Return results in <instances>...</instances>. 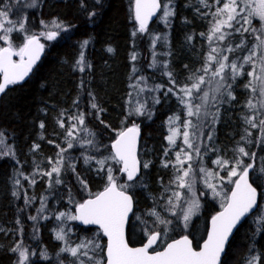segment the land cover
<instances>
[{
	"label": "trees",
	"instance_id": "obj_1",
	"mask_svg": "<svg viewBox=\"0 0 264 264\" xmlns=\"http://www.w3.org/2000/svg\"><path fill=\"white\" fill-rule=\"evenodd\" d=\"M131 2L132 0H100L99 3L96 0H35L33 5L24 6L18 0H0V8H7L12 20L23 21L27 34L38 36L44 45L43 58L28 80L19 85H9L4 93H0V264L13 263L12 249L18 244L27 247L32 253L29 264L72 263L67 254L60 252L61 242L52 235L54 217L45 226L42 225L41 233L34 234L28 224L30 212H34L36 201L40 200L45 191L50 193L51 198H56L57 209H61L67 199L76 205L90 198L89 194L94 196L102 191L107 183V173L96 170L99 165L95 163V159L86 164L84 155L97 159L109 156L116 134L133 124L138 125L142 133L139 149L141 163H150L148 168L142 170V175L135 182L136 186L128 189L134 202V211L127 227L128 243L137 246L144 242L147 230L144 222H147L149 229H164V225L156 223V217L149 215L152 210L163 219L174 220L165 211V189L171 186L173 169L163 167L162 161L170 159L172 154L171 151L169 156L164 155L169 147L166 140L169 117H184L177 97L168 91L172 85L164 73L170 71L177 84L183 85L188 82L190 71L203 65L204 57L209 51L206 36L211 20L210 16L203 13L214 9L202 7L200 0H161L173 13L168 17V23L165 24L161 19L163 12L160 10L157 19L148 26L144 34L137 32L133 36L137 25L133 13L131 14ZM209 3H214V0H209ZM93 12L95 15L90 19L89 13ZM54 20L68 30L52 27ZM251 27L253 28V21ZM49 30L59 31L55 40H45L40 35ZM24 34H11L13 47L19 48L22 45ZM154 34H159L162 41L156 47V56L152 57ZM249 36V33H245L244 38ZM84 40L89 43L82 48ZM240 40L239 34L228 37L233 46ZM250 41L247 40L248 45ZM0 47H5L2 41ZM81 52L84 55V71H80V66L77 65ZM242 52L237 50L225 53L230 59H235L240 58ZM133 54L136 55L134 61ZM165 63L168 65L167 69L164 68ZM137 78L149 86H161L156 98L150 100L142 115L134 113L135 94L131 99L129 95L131 84ZM247 80L248 77L244 75L235 82L233 93L236 99L228 101L222 107L214 128L213 148L228 159L234 157L237 143L243 142L239 141V131L245 134L248 127L243 121L245 114L250 115L245 108L250 96L244 88ZM93 102L102 111L98 113L93 109ZM61 112L65 113V128L70 126L67 118L69 114L83 112L84 127L88 132L85 133L77 125L73 133L77 137L73 141L74 147L64 153L66 160L60 176L62 183L56 184L54 178L50 180L51 185L47 190L46 175L41 173L51 170L48 161L50 158H57L60 147L67 148L65 129L57 123ZM42 123L43 128L40 126ZM206 125L207 122L203 129L205 134L208 128ZM231 130L234 136L228 140L227 133ZM249 131L255 136V129ZM254 136L249 138L253 141V148H250V144L246 150L256 153V157L250 159L254 160L252 163H256V168L263 169L264 144L260 143L258 146L254 142ZM204 137L202 136L203 140ZM85 139H94L99 145V151L90 145L80 147ZM34 145L39 147L33 150ZM229 146L233 151L229 150ZM175 150L177 148L173 152ZM70 165H75V171ZM113 167L116 169L113 174L120 178L119 182L123 181L124 175L118 171V166ZM250 179L260 194L262 204V186ZM32 180L35 183H30ZM81 180L87 184V188H84ZM26 200L34 204L23 205ZM202 205V211L191 222L188 234L195 247H198L200 241L192 236L197 235L202 223L206 230L210 216L217 212V207L212 206L209 200L203 201ZM261 209L262 206L259 205L257 211L236 230L221 264H246L247 259L257 255L261 257L259 264H264V211ZM175 225L176 222L167 225L168 241L181 236V232L174 229ZM81 231H86L88 235L97 231L104 245L105 240L99 230L82 228ZM75 235L80 236L78 233ZM42 252L46 258H42Z\"/></svg>",
	"mask_w": 264,
	"mask_h": 264
},
{
	"label": "snow or ice",
	"instance_id": "obj_2",
	"mask_svg": "<svg viewBox=\"0 0 264 264\" xmlns=\"http://www.w3.org/2000/svg\"><path fill=\"white\" fill-rule=\"evenodd\" d=\"M96 2L99 3L100 0H96ZM200 4L206 9H214V11L203 13V15L211 17L206 36L209 51L204 57L203 65L194 71H190L187 77L188 82L183 85L177 84L170 71L164 73L169 77V83L172 85L168 91L177 97L183 108L184 117L183 119L180 115L169 117V135L166 137L169 147L166 148L164 155L169 156L174 148L179 147V150L175 152V161L164 160L162 166L173 169V179L170 184L178 189L186 190V192L173 191L172 196L168 198V204L171 208H175L177 205L173 203V199L180 201L187 196L191 197L189 207L183 215L185 222L199 208L200 205L195 192L197 164L201 178L207 187L219 195L216 192V186L211 182L213 179H219L221 184L226 182L234 185L231 189V195L221 205L223 211L212 217V226L208 232V238L199 251L193 248L192 242L187 236L172 241L162 250H155L154 246L160 237L167 233V225L172 223L170 220L161 218L155 210H152L149 215L156 217V223L164 225V229H149L147 222H144L147 229L145 233L148 237L147 242L139 248L129 247L125 240V225L129 220V214L133 213V197L128 189L136 186L135 182L139 179L140 171V162L136 151L139 127L133 124L132 127L122 129L116 134V138L111 144L109 156L97 159L90 155H84L86 164H90L95 159V163L99 165L96 170L98 172L106 171L107 183L104 190L94 196L89 194V199L76 204L74 214L60 212L56 216L58 221L67 218L68 220L80 221L84 225H96L103 236L107 238L106 249H103L106 259H102L98 252L101 250L100 243L90 240L70 246L65 230L60 228L56 232V239L65 244L60 252L69 253L75 259L76 264H221V254L225 252L226 243L233 229L257 205V191L249 183L250 170L253 169L254 165L245 163V158L254 159L256 153H250L238 142L232 159L218 155L212 163L222 171L227 172V176L224 177L204 166L206 151H202V146L198 141L205 134L203 129L206 121L211 119L213 124L218 121L219 108L217 105L225 102L224 97L228 101L236 99L233 94V85L238 78L246 75L248 80L244 84V88L253 95L245 105L251 114L243 116V121L248 127L245 129V135L241 136V141L247 144L253 143L249 139L252 136L249 129H259L260 137L257 138L256 142L264 144V35L255 36V43L251 44L250 47L244 39L245 33L251 35L256 32V29L251 27L253 17L259 18L261 21L260 31L264 33V0H214V3H209V0H200ZM158 10H162L161 19L167 24L168 17L173 14L167 4H162L161 0H134L133 14L138 27L133 32V36L137 32L145 33L149 20L157 14ZM94 15V12L89 13V18L91 19ZM52 27L62 31L68 30L55 20L52 22ZM27 31L23 21L12 20L10 11L7 8H0V41L7 45L0 47V93H4L9 85L24 80L32 71L44 49L39 37L34 34H27ZM14 32L25 33L23 43L19 48L13 47L10 38ZM234 34L241 36L240 42L235 46L228 41V37ZM40 35L52 41L57 38L59 31L49 30L40 33ZM156 39L160 38L157 37ZM88 43V40H84L81 47H86ZM153 46H155V42ZM245 49L247 52L239 58L241 61L239 63L237 59H230L228 55H224L225 52L234 53L237 50L243 51ZM108 51L112 52V49L108 48ZM14 56L19 59L13 60ZM135 59L136 55L133 54L132 60ZM77 65L80 66V71H84L83 52H81L80 59L77 60ZM245 65H250L251 70L245 72ZM164 68H168L166 63ZM205 85L208 87H204ZM160 87L157 85L156 90H159ZM91 106L98 113L102 111L94 102ZM212 108H215L216 111H211ZM134 111L136 114L142 115L145 112V107L141 104ZM64 117L65 113L61 112L57 123L62 129H65L67 148L60 147L56 154L57 158L55 160L50 158L48 161L51 170L41 173L50 179L54 176L56 184L62 183L60 176L66 160L64 153L74 147L73 141L77 137L73 133L76 131L77 125L85 133L88 132V129L84 127L85 114L83 112L68 115L70 124L68 128H65ZM40 126L43 128V123ZM181 136L182 147L177 145V139ZM207 139L212 141L211 131L207 133ZM86 145H90L94 150L99 151V145L94 142V139H85L80 143L82 148ZM38 147L39 145H34L33 150ZM203 148L218 151L211 148L210 145H204ZM193 153H195V157ZM149 163L145 162L143 168H148ZM113 165L118 166V171L126 176V182H119L120 178L113 174L116 170ZM70 167L75 171V165H70ZM261 172L264 173V169H261ZM80 182L84 188H87V184L83 180ZM30 183H35V181L32 180ZM167 190L166 188L165 191ZM172 214L176 215L175 212ZM31 219L35 220L36 217H31ZM137 219L142 218L137 217ZM12 251L18 252V264H26L29 259L27 248H22L18 244ZM41 256L46 258L43 252ZM260 260L261 257L258 255L251 256L247 259L246 264H259Z\"/></svg>",
	"mask_w": 264,
	"mask_h": 264
},
{
	"label": "rangeland",
	"instance_id": "obj_3",
	"mask_svg": "<svg viewBox=\"0 0 264 264\" xmlns=\"http://www.w3.org/2000/svg\"><path fill=\"white\" fill-rule=\"evenodd\" d=\"M18 1H19V3H22L24 6L25 5L26 6L33 5L34 2H35V0H18ZM133 3H134V0H132V2H131V7H130L131 8V14L133 13ZM252 21H253V28L256 29V32L254 34H251L249 36V38H244L245 39V43L247 45H248L247 40L248 39L251 40L250 41V45H248L249 47L251 46V44L255 43V36H257V35H264V33H262L260 31V29H261V21L259 20V18L258 17H253L252 18ZM255 21H256V24H254ZM157 37H159L160 39H156ZM45 40H47V39H45ZM161 41H162V38H161V36L159 34H154L153 35V37H152V44H151V56L152 57H155L156 56V54H157L156 47H157V45ZM154 42H155V46H153ZM6 46L7 45H5V47ZM246 52H247L246 49L243 50L241 57L243 55H245ZM225 55H227V53H225ZM18 59H19L18 57L14 56V60H18ZM235 59H237V62L240 61V59L238 57H236ZM248 70H251L250 65H245V72L248 71ZM204 87H208V86L205 85ZM135 90H137V91L135 92ZM158 91L159 90H156V87L147 85L140 78L134 79V82H133V84H131L130 91H129V95H131L130 96V99L133 96V94H135V96H134L135 97V100L133 102V109H135L137 106H139V105L142 104V105H144L145 110H146L147 109V106L150 104V100H154L156 98V95H157ZM248 92H249V95H250L249 98H250L253 94L250 91H248ZM224 100H225L224 103L217 105L218 108H219V115H220V112L222 110V107L225 104H227V102H228V100H227L226 97H224ZM211 111L215 112L216 109L215 108H212ZM134 113H135V111H134ZM136 115H139V114H136ZM206 122H207V125L206 126H208V128H207L206 134L204 135L205 136L204 137V140L201 137L199 139V141H198V143H200L201 146H202V151H206V155L204 156V166L207 169H209V170H211L213 172L219 173L220 176L226 177L227 176V172L226 171H222L219 167H217L216 165H214L212 163L213 160L217 159V156L220 154V152H218V151H210V150H206V149L203 148L204 145H210L213 148V145L212 144L214 143L213 140H215V129L214 128H215V124L216 123L213 124L211 122V119L207 120ZM130 127H132V126H130ZM209 131L212 132V136H213L212 141H208V139H207V133ZM255 131H256L255 132V136H254V133L251 131L252 132V136H254V142L256 144H258V146H260V143H257L256 142L257 141V138L260 137V131H259V129H255ZM168 135H169V124H168V134H167V136ZM242 135H245V134H242V131L240 130L239 131V137H238L239 138V141H241V136ZM233 136H234L233 130H231V131H229L227 133V139L228 140H231ZM240 144L242 146H244L245 148L250 145V144H247V143H244V142H242ZM177 145L180 146V147L183 146V144H182V136L181 137H178V139H177ZM250 148L251 149L253 148V143H251V147ZM178 150H179V147H177V150H175L174 152H173V149H172V154H171V157H170V159L172 161H175V152L178 151ZM229 150H232L233 151L232 147L229 146ZM139 155H140V151H139ZM193 156L195 157V153H193ZM253 161L254 160H252L250 158H245V163L246 164L247 163H252ZM263 163H262V165H263ZM143 164L144 163H142V170L145 169V168H143ZM252 164L254 165V167H253L252 170H250V178H252L258 185L262 186L261 189L263 191V196H262L263 203L262 204H259V205L262 206V209L261 210L264 211V173L261 172V168L260 167L259 168H256V163H252ZM52 179H54V176H53ZM52 179H50L48 176H46L45 184H46V189L47 190H49V187L51 185L50 180H52ZM106 179H107V175H106ZM172 179H173V173H172ZM124 182H126L125 175H124V180L123 181H120V183H124ZM211 182L216 186V192L219 193V195L215 194L212 191L211 188H209V187L206 186V184L204 183V180L201 178V175H200V173L198 171V164H197V168H196L195 192H196V199H198L200 206H199V208L197 210L194 211V213L190 216V218H189V220L187 222L184 221L183 215H184V212L189 207V203H190L191 197L190 196H187L186 198H182L180 201H175L173 199V203H175L177 206L175 208H171L169 206V204H168V198L172 196V192L173 191H181L182 193H185L186 190L178 189L174 185L170 184L171 186L166 191V193H167V203H166V210L165 211L170 216H173L174 217V220L172 221V223H175L176 222V225L174 226V229H176L177 231H180L181 232L180 233L181 236H187V237H189L188 234H190L191 222H193L194 220H196L199 217V215H200V213L202 211V206H203L202 203H203V201L209 200V203L212 206H216L217 207L216 208L217 211L220 210V209H222V206L221 205L226 202V198L228 197L229 192H230V190H231V188H232L233 185L232 184H228L226 182L223 183V184H221V181L219 179H213ZM137 186H140V184L137 185ZM25 204L32 205L34 203H32V202H27V203L24 202L23 205H25ZM35 204L36 205L33 207L34 212H30V215H31V217H36V219L33 220L30 217V219L28 220V224L30 225V229L31 230L33 229V232H35L34 234L41 233V227H42V225L45 226V224L53 216L54 219H55L54 220L55 223H57V226H55L54 221L52 222V227H53V229H52V235H53L54 239H56V232L59 231L60 228H63L65 230V233L67 234V240H68V244L70 246H75L76 244H79L81 241H85L86 242V241L94 240V241L100 243L101 250H98L99 257L102 258V259H104L103 249L105 248L104 247L105 246V243H104V245H102V243H101V241L99 239V236H98V232L97 231H95L93 234L88 235V234L85 233L86 231H81L82 228L77 225V223L75 222V220H68L67 218H65V219H63V221H58L56 219V216L60 212H65V213H68V214H74L75 213V206L76 205H74L69 199L66 200L65 204L62 206L61 209H57V206H56L57 205L56 198H54V197L51 198L50 193H47L45 191L43 193V195L40 197V200L38 202L36 201ZM173 212H175L176 215H173L172 214ZM170 220H171V218H170ZM198 223H200V220L198 221ZM205 231L206 230L203 228V223H202V224H200V227L198 229L197 235H194L192 237L193 238L195 237L198 241L201 242L203 240V238H204ZM168 232H169V230H167L166 235H162L160 237V239L158 240L157 245L155 246V249L162 248L163 245L166 242H168V237H167L168 234H169ZM76 233H78L80 236L77 237L75 235ZM30 234H32V233H30ZM82 235H86V237H84ZM164 237H166V238H164ZM146 238H147V235L145 234V239ZM75 239H78V240H75ZM60 242H61V247H64L65 246L64 242L63 241H60ZM192 243H193V240H192ZM193 246H194V243H193ZM21 247L22 248H27L25 246H21ZM194 248H196V247L194 246ZM13 254H14V260H13V263L12 264H18V260H19L18 252H13ZM65 254H67L70 257V259L72 260V263L71 264H76L75 259L69 253L65 252ZM32 257H33V255L29 251V259L26 262V264H29V262L32 259ZM81 258H83V257H81Z\"/></svg>",
	"mask_w": 264,
	"mask_h": 264
},
{
	"label": "water",
	"instance_id": "obj_4",
	"mask_svg": "<svg viewBox=\"0 0 264 264\" xmlns=\"http://www.w3.org/2000/svg\"><path fill=\"white\" fill-rule=\"evenodd\" d=\"M133 4H134V3H133ZM159 12H160V10H158V11H157V14H156L155 16H153V17L149 20V22H148V26H149L152 22H154V21L157 19ZM133 17H134V14H133ZM134 21H135V20H134ZM135 23H136V22H135ZM136 25H137V24H136ZM147 28H148V27H147ZM43 54H44V49H43V51H42L41 54H40V58H39V60H38V61L36 62V64L33 66V69H32V71L28 74V76H26V77L24 78V80L20 81L19 83L13 84V85H19V84H22V83H24L25 81L28 80V78H29V77L31 76V74L33 73L34 69L37 67V65H38V64L40 63V61L42 60V58H43ZM13 60H14V57H13ZM141 138H142V133H141V131H140V129H139V136L137 137V144H136L137 158H138V160H139V162H140L139 177L141 176V173H142V165H141V161H140V159H139V148H140ZM110 149H111V147H110ZM125 177H126V176H125ZM126 179H127V178H126ZM249 183H251L250 179H249ZM233 187H234V185L232 186V188H233ZM232 188H231V189H232ZM103 190H104V189H103ZM103 190H102V191H103ZM256 191H257V190H256ZM100 192H101V191H100ZM230 195H231V190H230V192H229L228 197H229ZM88 199H89V198H88ZM85 200H87V199H85ZM85 200H84V201H85ZM259 203H260V195H259V193H258V191H257V205H256V207H254V209H253L249 214H247L244 218H242L241 221L237 224V226L233 229L232 233H231L230 236H229L228 242L226 243V246H225V252L221 254V262H222V260H223V258H224V256H225V253H226V250H227V246H228L230 240L232 239L233 235L235 234L236 230L239 228V226H240V225H241V224H242V223H243V222H244V221H245L250 215H252L253 213L256 212V210L258 209ZM133 210H134V202H133ZM222 211H223V208H222L221 210L217 211L213 216H216L218 213H220V212H222ZM131 215H132V213L129 214V220H130V218H131ZM213 216H212V217H213ZM212 217L210 218V220H209V222H208L206 236H205L204 240L200 243L199 247H198L197 249H195L194 246H193V243H192L193 248H194L195 250H197V251H199L200 248H202L204 241L207 240V238H208V232H209V230L211 229V226H212V225H211ZM129 220H128V222H127L126 225H125V240L127 241V243H128V239H127V226H128ZM75 222H76L79 226H82V227H88V228L93 227V228H97V229L100 231V229H99L98 226H96V225H84V224H82L80 221H77V220H75ZM100 233L102 234L101 231H100ZM102 236H103V234H102ZM182 237H184V236H180V237H178V238H176V239H174V240L181 239ZM103 238H104V240H105V249H106L107 238L104 237V236H103ZM147 239H148V238H147ZM147 239L142 243V245H138V246H131V245H129V247H133V248H139V247H142V246L147 242ZM188 239L192 242V240H191L189 237H188ZM174 240L169 241L167 244L171 243V242L174 241ZM128 244H129V243H128ZM167 244H166L164 247H166ZM164 247H163V248H164ZM163 248H162V249H163ZM162 249H161V250H162ZM104 259H106L105 256H104Z\"/></svg>",
	"mask_w": 264,
	"mask_h": 264
}]
</instances>
